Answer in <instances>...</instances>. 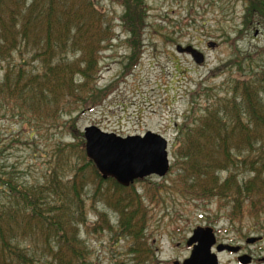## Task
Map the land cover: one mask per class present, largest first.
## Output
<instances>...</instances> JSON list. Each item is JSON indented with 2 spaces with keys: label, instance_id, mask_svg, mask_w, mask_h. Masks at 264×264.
I'll return each mask as SVG.
<instances>
[{
  "label": "trees",
  "instance_id": "16d2710c",
  "mask_svg": "<svg viewBox=\"0 0 264 264\" xmlns=\"http://www.w3.org/2000/svg\"><path fill=\"white\" fill-rule=\"evenodd\" d=\"M107 1L124 10L120 21L132 50L127 66L135 69L147 26L145 3ZM242 1L237 35L264 28V0ZM112 39L109 18L96 0H0V105L9 108L12 118L47 124L68 116L76 109L73 105L92 108L96 93L89 83L99 53ZM26 56H31L34 68L25 62ZM260 57L264 48L235 63L224 96H206L203 116L178 127L174 145L177 175L189 200L220 203L227 200L230 188L235 196L227 201L230 218L242 213V207L250 208V216L264 208V66L250 65ZM246 61L250 70L242 66ZM233 67V60L222 66ZM74 124L75 119L68 120L65 129L77 145L57 142L46 172L33 182L6 171L0 142V264H90L80 228L87 234L94 230L86 221L85 190L91 188L94 198L100 191L96 186L114 192L105 204L118 214L117 239L129 243L131 257L120 264H157L145 241L147 217L141 198L113 179L101 178L86 157L83 134L73 132ZM238 167H249L254 178L234 182ZM220 172L226 176L222 183ZM121 193L129 194V205H124Z\"/></svg>",
  "mask_w": 264,
  "mask_h": 264
},
{
  "label": "rangeland",
  "instance_id": "374dc122",
  "mask_svg": "<svg viewBox=\"0 0 264 264\" xmlns=\"http://www.w3.org/2000/svg\"><path fill=\"white\" fill-rule=\"evenodd\" d=\"M143 2L147 26L142 36L139 64L135 69H128L126 58L132 50L120 21L124 10L107 0H96L109 18L113 39L110 46L99 53L94 80L89 83L88 88L96 93L92 108L73 105L74 111L51 120L47 128V123L12 118L9 108L0 105L3 167L20 180H40L57 142L77 145L65 129L70 119L76 120L73 130L76 135L83 134L87 127H96L121 138L143 136L147 132L157 134L168 142V173L162 178L150 176L137 180L126 187L128 192L141 198L147 217L145 241L157 264L181 263L188 258L190 250L186 242L196 229H210L216 244L242 245L255 258H264V208L250 216V208L242 207V213L230 218L231 204L227 201L235 199L230 188L226 201L193 203L180 183L182 178L177 175L178 163L173 153L179 137L178 127L201 118L207 103L205 97L219 98L226 93L228 77L236 72L235 63L264 48V28L256 26L252 31L237 35L244 8L242 0ZM209 43L214 47L208 48ZM177 46L193 47L204 55V63L196 65L188 54L177 53ZM25 58L28 66H36L31 56ZM232 60L231 70L222 68ZM250 65L253 69L264 66V57ZM242 66L250 70L247 61ZM82 93L88 92L82 90ZM82 98L85 100L87 96ZM33 131L34 135L30 136ZM74 158L72 163H76ZM249 170V167L234 169L237 176L234 182L253 179ZM260 172L264 174L263 170ZM218 177L222 183L226 176L220 172ZM98 188L99 194L94 198L91 188L85 190L89 198L86 200V221L94 230L87 234L80 228V237L86 241L90 253V264L128 263L131 260L127 255L129 243L117 239L118 214L105 204L114 192L102 186L94 190ZM121 194L124 205H129V194ZM249 238L257 240L250 244L247 243ZM217 259L218 264H233L228 254H218Z\"/></svg>",
  "mask_w": 264,
  "mask_h": 264
},
{
  "label": "water",
  "instance_id": "95a60500",
  "mask_svg": "<svg viewBox=\"0 0 264 264\" xmlns=\"http://www.w3.org/2000/svg\"><path fill=\"white\" fill-rule=\"evenodd\" d=\"M213 47V43L208 44V48ZM176 52L188 54L196 65L204 63V55L191 46H177ZM83 138L86 157L93 162L103 180L113 179L126 188L150 176L162 178L169 171L168 142L157 134L147 132L143 136L121 138L96 127H87L83 130ZM256 240L249 238L247 243L252 244ZM215 244L210 229H196L186 242L191 253L182 264H218L217 254L232 248L217 245L213 253Z\"/></svg>",
  "mask_w": 264,
  "mask_h": 264
},
{
  "label": "flooded vegetation",
  "instance_id": "af4514ba",
  "mask_svg": "<svg viewBox=\"0 0 264 264\" xmlns=\"http://www.w3.org/2000/svg\"><path fill=\"white\" fill-rule=\"evenodd\" d=\"M217 245H223V244H216L212 248V252H215V249H216ZM227 246L231 247L232 250L231 251L224 250V251L220 252L219 254H228L229 256H231L233 264H260V263L264 264V258H255L253 255L249 254V252H246L244 246H242V245H237V244L236 245H234V244L231 245L230 244V245H227ZM189 250H190V253H191V249L190 248H189ZM188 258L184 259L179 264H182Z\"/></svg>",
  "mask_w": 264,
  "mask_h": 264
}]
</instances>
